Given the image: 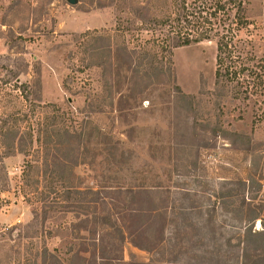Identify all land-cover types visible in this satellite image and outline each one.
<instances>
[{"label":"rangeland","instance_id":"374dc122","mask_svg":"<svg viewBox=\"0 0 264 264\" xmlns=\"http://www.w3.org/2000/svg\"><path fill=\"white\" fill-rule=\"evenodd\" d=\"M143 1L148 0H78L76 4L69 0H0L4 45L0 50V117L30 108L10 85L15 83L14 74H19L20 81L28 85L30 99L57 104L67 112L66 118L73 114V124L81 134L64 137L57 152L62 167L56 174L66 185L84 190L74 192L71 200L81 199L86 210L81 211L92 221L87 230L68 232V239L76 238L73 248L68 242L60 246L59 237L46 239L49 250L62 258L57 264H197L202 262L205 246L200 245L196 228L202 227L203 234L205 225H214L218 237L224 231L223 242L235 235L232 226L239 223L236 212L244 210L243 196L258 195L254 204L264 199V187L260 193L254 183L255 187L251 184L242 190L230 184L263 178L264 186V122L253 124L255 112L264 111L260 103L264 96L251 97V102L234 99L228 92L220 96L215 86V42L175 49L173 69L165 68L159 81L156 74L144 77L142 68L139 74L134 71L137 56L132 69L117 66L114 49L122 38L103 29L113 27L120 16L132 17L130 8ZM247 1L261 25L255 36L256 54L264 57V0ZM95 29L99 32L82 35ZM255 100L259 103L254 106ZM240 115L243 119L238 120ZM6 142L0 137V146ZM36 159L16 153L4 160L9 182L0 193L4 200L0 233L31 224L36 209H41L45 198L32 193L43 169ZM27 160L37 166L32 170L33 186L25 188L22 173ZM58 186L46 201L67 200L65 187ZM88 187L99 194L86 191ZM131 188L149 189L151 197L134 196ZM193 204L196 208L191 211ZM142 208L153 216H136ZM94 214L110 216L112 225L98 222ZM77 216L86 217L63 212L57 221L71 225L80 221ZM256 225L260 227L259 221ZM139 226L146 229L144 234L136 230ZM29 232L23 242L43 244L41 223L33 224ZM202 234L199 237L206 238ZM154 240L162 244L155 251L134 243L148 245ZM193 241L196 248H192ZM14 244L0 248V264L54 262L34 257V247L15 253ZM79 250L80 257L67 260Z\"/></svg>","mask_w":264,"mask_h":264},{"label":"trees","instance_id":"16d2710c","mask_svg":"<svg viewBox=\"0 0 264 264\" xmlns=\"http://www.w3.org/2000/svg\"><path fill=\"white\" fill-rule=\"evenodd\" d=\"M249 5L247 0H148L130 8L129 12L132 17L123 18L120 16L113 27L105 28L103 31L122 38V43L114 49L116 52L114 58L116 57V64L119 68L132 69L137 56L138 68L134 67V71L139 74L140 68H142L141 73L143 72V76L148 79L156 74L157 81H159V76L162 75L165 68L173 69L172 57L175 49L204 41L215 42L217 46L215 86L220 96L228 92L232 94L234 99L241 98L246 102H251L249 101L251 97L264 96V57L256 54L255 36L258 34L261 25L257 16L254 17L255 14ZM257 15L260 14L257 13ZM93 32L98 33L99 31L98 29L88 30L82 35ZM152 69L156 71H152ZM14 79L15 83H10L12 89L20 93V97H23L30 104V108L25 112L16 110L17 112H10L0 117L1 140L9 141L0 146V193L7 190L6 186L9 182L4 160L8 156L21 153L27 157L37 158L36 161L40 164L38 166L43 167L39 171L37 182H35V184L38 183V186L32 191L34 197L42 196L41 198L45 199L50 197V194L57 193L58 184L65 187L68 197L63 202L59 198L52 201L43 199L41 209H36V216L31 224L12 226L0 233V248L14 242L15 244L12 245L15 249L14 252L20 254L24 252L23 249L27 246L29 248L34 247L36 248L35 252L31 249L34 257L42 258L44 262L48 258H52L57 264L62 258L59 254H54L49 250L45 244L46 239L59 237L62 240L60 246L63 247L68 242L73 248L76 244V238L72 235L68 239V232L70 230L73 232L82 229L87 230L88 223L92 221L87 212H82L86 211L82 209L85 207L84 202L79 198L75 201L71 200V195L74 192L81 194L84 190L66 185L64 180L57 178L56 174L62 167L57 152L61 151L64 137L72 139L81 136V134L73 124L76 121L73 114H69V118H66L67 112L62 111L57 104L35 102L29 98L28 85L20 81L19 74H14ZM257 102L255 100L253 105L255 106ZM260 103L264 104V99ZM249 105L246 104L245 106L249 107ZM41 112L43 116L39 117L38 114ZM243 112L246 113L247 111L243 110ZM237 119H243L242 115ZM263 122L264 111L262 114L255 112L253 124ZM72 147L70 145L69 150H72ZM73 163L76 161L73 160ZM36 166L33 161L27 160L26 170L22 173V182L25 188L33 186L36 177L32 179V170ZM48 171L54 172V174L49 175ZM262 180L263 178L259 181L250 179V182L237 180L230 181V184H234L238 186L239 190H242L254 183L261 193L264 187ZM130 190L134 196L145 194L146 198L151 197V190L149 189L138 188L136 190L131 188ZM86 191L99 194V191L94 190L93 187H88ZM231 195L233 196L231 193L228 194V196ZM221 196L226 197L227 195L222 193ZM257 199L258 195L243 196L244 210L240 209L236 212V219L239 223L232 226L235 228V235L226 238L223 242L221 239L225 236L224 231L219 232L221 237H218L214 225H205L207 229L203 234L201 232L202 227L196 228L200 233L196 232L195 235L199 238L200 245L205 246L202 262L197 264H264V199L259 198L258 204H254ZM3 203L4 200L0 198V206ZM246 205L247 207H244ZM195 208L196 205L193 204L190 209L193 211ZM148 210L152 211L151 209ZM63 212H74L77 215L83 213L86 217L81 219L80 216H77L80 219V224L79 222H72L71 225H63L57 221L58 216ZM135 215L153 216L152 212L146 214L143 208L137 211ZM94 216L98 222L112 225L110 216L102 217L97 214ZM258 221L260 227L256 225ZM36 222L41 223L42 234H45L43 244L35 242V240L23 242L30 235L29 229ZM17 229L19 231L16 234ZM25 229L26 231H24ZM220 229L224 230L223 225L220 226ZM120 230L122 232V229ZM136 230H139L140 234L146 232V229L141 228V226ZM160 232L162 235V228ZM200 234L206 238L199 237ZM159 241L154 240L148 245L136 241L134 243L143 250L155 251L157 246H162ZM16 245L20 247L18 248ZM197 245L193 241L192 248H196ZM59 250L58 247L55 248V251ZM81 252L82 250H79L77 254H71L67 260H73L75 256L80 257ZM68 253L70 252L68 251ZM54 262L52 264H55Z\"/></svg>","mask_w":264,"mask_h":264},{"label":"water","instance_id":"95a60500","mask_svg":"<svg viewBox=\"0 0 264 264\" xmlns=\"http://www.w3.org/2000/svg\"><path fill=\"white\" fill-rule=\"evenodd\" d=\"M69 2L72 4H76V3H78V0H69Z\"/></svg>","mask_w":264,"mask_h":264},{"label":"crops","instance_id":"0c3cea01","mask_svg":"<svg viewBox=\"0 0 264 264\" xmlns=\"http://www.w3.org/2000/svg\"><path fill=\"white\" fill-rule=\"evenodd\" d=\"M1 43H2V39H0V50H2V48H4V45Z\"/></svg>","mask_w":264,"mask_h":264}]
</instances>
